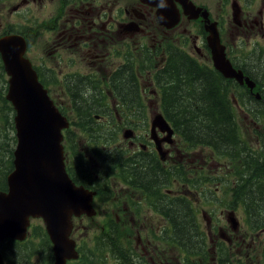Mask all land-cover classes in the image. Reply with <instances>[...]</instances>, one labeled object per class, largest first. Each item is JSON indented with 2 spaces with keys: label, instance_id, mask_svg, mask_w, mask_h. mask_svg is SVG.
<instances>
[{
  "label": "flooded vegetation",
  "instance_id": "obj_1",
  "mask_svg": "<svg viewBox=\"0 0 264 264\" xmlns=\"http://www.w3.org/2000/svg\"><path fill=\"white\" fill-rule=\"evenodd\" d=\"M31 1L34 6L48 13V15L42 19L47 24L44 32H48L50 38L45 43L43 49L36 51L35 60L38 73L42 81L48 83L50 91H54V83L59 81L64 85L63 91L66 92V81L85 79L86 77L83 76H87V67L92 65V60L105 61V57H107L106 62L109 64L113 63L114 66L111 67L110 71L101 79L102 83L106 81V91L109 94L123 99L117 77L128 76L132 72V69L136 67L137 49L128 46L126 41H123L121 45L117 47L115 45V39L105 42L102 35H94L93 32L96 33L98 31V20L102 18L105 22L101 25V31H103L104 27H109L111 29L118 28V33L119 30H122L131 36V31L143 30L137 23L142 24L146 19H150L156 23L158 19L156 8L151 5V3L149 4L143 0L135 1V4L123 11L122 7L118 6L119 0H112V2L108 1L105 4L100 3V0ZM242 1H244V3H252L255 0ZM222 2L225 7L228 8L229 12L222 17L219 13L221 11L220 7L218 9L217 23L223 28L224 34H226L229 31L230 19L233 16L230 10L232 0H222L220 4H223ZM165 3L166 0L162 2L163 5H165ZM29 4H31V2L27 1V5ZM236 16L238 18H244V9H240ZM219 20H222V23H220ZM132 25H135L137 28L132 29ZM157 44L158 43H156V46ZM157 50L156 48V51ZM47 57H49V61L46 60ZM144 95H148V98L151 97L150 92H145ZM123 101L124 102L120 103L116 109L120 111V108L127 107L126 112L130 113L128 120L134 124H138L140 122L138 112L143 110L141 105L130 103L131 99H123ZM102 104L105 108L101 107L100 111L105 112V114L98 115L100 116L99 120L105 125L114 126V128L111 130L110 136L102 139L95 129V122L97 120L94 119L95 122L90 125L89 129L93 139V144L90 146L91 152L108 160H113L118 156L125 157L127 155L130 160L129 164L131 165V163L137 161L138 152L143 148L150 158L152 153L155 152L154 144L156 141L153 138V133L155 137L158 138L156 131L151 130L143 132L131 128L134 132L132 139L123 143L120 139V135L121 133L124 134L125 129L130 127H124V117L121 113L113 111L106 103ZM257 131V151H251L248 155L259 157V162L264 170V121L258 123ZM105 141L114 142V144H107L108 146L106 147L104 146ZM3 142L7 141L3 140ZM165 146L171 151V155L175 152L179 154L182 167L187 166L193 170L211 168L215 173L223 172V164L215 159L208 162L200 153H196L192 157L188 156L187 153L182 151V143L180 140L173 145L165 144ZM106 149L105 155L104 150ZM211 157H213L212 154ZM68 163L81 173L87 175L91 174L89 177L86 176L90 184H85V187L93 192L92 204L97 214L96 216H80L74 221V226L70 232L63 238L65 253L69 255L67 264H82L80 262L82 257H88L87 254L81 253L79 249L80 240L84 236V230L94 222L100 225L105 220L112 218L107 208L108 203L111 201L112 196L115 198L111 204L119 200L116 196L118 191H116L115 188L120 187L119 191L125 188H132V198L129 200L134 211L132 215V239H135V247L132 249V264H185L184 248L182 245L176 249V254L171 250L168 255L167 250H159L158 246L153 242L154 236H158L165 231L169 218L163 214L154 212L152 208V193L154 188L156 191H158V189L162 190L161 194L155 192V200L158 201L160 196L166 197L168 195V187L162 184L153 185L152 180H141V184H138L136 182V175L134 174L136 168H132V175H128L127 178L123 175L122 170L121 176H115L109 164H106L103 169L99 170L96 162L83 160L78 157H70ZM95 170L98 171L94 172ZM72 175L77 183L81 182L79 173L74 171ZM109 180H112L114 183L107 184ZM202 188L211 189L212 185H204ZM111 189H114L115 194L111 193ZM214 190L213 196L216 201H222L225 197L223 189H221L220 186H216ZM106 191H108L109 194H107ZM137 191L138 193L135 195ZM173 192L183 197L185 193L183 185L179 186L178 184L177 189H173ZM123 200L126 199L123 198ZM111 207H114V205H111L110 208ZM142 210L147 212L142 215L144 219L141 218L140 214ZM225 213V208L220 210L221 215ZM118 214H116V216H118ZM210 215V219L213 220V229L217 233L223 230V236H228V234H230V229L228 227L224 228V226L219 223L217 213L211 211ZM36 222L39 223L35 225ZM104 231L105 230L96 232L97 235L100 234V236H104ZM247 234L248 232L245 231L241 235L235 236L236 242H239L240 246L237 247L231 242L232 246H229L227 250L233 252V247L235 246L236 252L242 255L244 253V243L247 242ZM34 238L40 239L43 247H21V245L33 241ZM8 239L12 238L8 237L0 244V250L5 260L4 264L56 263L55 244L47 233L41 216H30L27 236L25 239L17 241L15 247L12 245L14 240ZM215 242L216 244H226L222 236H215ZM208 252L214 253V250H208ZM204 260L207 264H212L217 260V257L208 255Z\"/></svg>",
  "mask_w": 264,
  "mask_h": 264
},
{
  "label": "water",
  "instance_id": "obj_2",
  "mask_svg": "<svg viewBox=\"0 0 264 264\" xmlns=\"http://www.w3.org/2000/svg\"><path fill=\"white\" fill-rule=\"evenodd\" d=\"M144 1L160 5L157 15L161 22H167L171 13L177 14L173 0H166L165 5L158 0ZM179 1L187 12L198 15L190 0ZM210 30L209 44L214 62H219L216 66L226 77H234L241 84L246 82L253 89L254 83L242 72H234L226 62L224 48L218 45V33L214 27ZM26 49L22 35L10 34L0 38V53L9 75L7 98L17 111L14 118L17 143L13 152V170L8 174L9 190L0 192V242L8 237L23 238L29 216H43L48 232L56 242L55 264H66L69 255L61 247L68 230L65 227L69 225V218L65 216L68 207L78 210L76 198L84 189L74 187L66 171L61 141L62 129L69 123L50 98L30 60L24 56ZM152 121L153 131L157 127L168 131L165 139L170 140L172 131L166 118L157 113ZM156 142L160 144V139L157 138ZM162 159H165V153H162Z\"/></svg>",
  "mask_w": 264,
  "mask_h": 264
},
{
  "label": "rangeland",
  "instance_id": "obj_3",
  "mask_svg": "<svg viewBox=\"0 0 264 264\" xmlns=\"http://www.w3.org/2000/svg\"><path fill=\"white\" fill-rule=\"evenodd\" d=\"M22 0H0V37L2 35V32L6 31V28L8 26V23H14V24H22L25 25V27L27 29H29L27 31V35H28V40L31 41L32 43H35V49H43L45 46V43L47 42V40L50 38V34L48 32H44L45 28H46V23L43 21V17L47 16L48 13L45 12L43 9L34 6L32 3L27 5L29 8H31L33 11L31 12V14H26V11H18V12H12L11 7L17 3H19ZM108 1L112 2V0H100V3H107ZM135 1L138 0H119V5L122 7V11L126 8H130L131 5L135 4ZM196 6H204L208 11H209V16H208V21H206V18H204L201 14L199 15L198 18L195 19V21H200L203 25H205V23H209L211 21L215 20V17L217 16V12H218V6L214 5L212 2L210 1H205V0H194ZM264 0H256L255 2H253L251 5H245V10L247 12H250L252 10H257L259 8H261L262 4H263ZM214 12H216V14H214ZM258 15V11L255 12V17H259ZM107 16V15H106ZM254 17V18H255ZM250 19H253V17H250ZM261 20L263 21V17H261ZM103 22H105L104 20H102V18L100 20H98V31L96 33L93 32V34L95 35H102L104 37V41L108 42V41H113L115 39V45L117 47H119L121 45V43L123 41H126L128 46H131L132 48H136L137 49V56L139 57L140 51L143 47H149V49H151L152 51H156V43L157 44V48H166L163 56H165L167 54V50L169 49L170 51H172V48L170 47H174L176 45L180 46L181 48L185 47V41H181L180 37L182 34H186L188 32H190L189 30V22L191 23V26L194 24V20H190L187 21L183 24H180L179 26H177V28L174 30L173 34H172V28H166L169 33H163L158 29V25L150 20V19H146L144 20V22L142 24H138L137 25L143 29V30H133L131 31V36H129L127 34V32H124L122 30L118 31V28L115 29H111L109 27H104L103 31H101V25L103 24ZM244 19L243 18H238L236 15H233L230 19V28L229 31L226 34H222L221 36V40L222 43L225 44V46H227L230 42H233L235 39V36L237 34H239V32H241V30H244ZM249 23V21L247 22ZM261 28V27H260ZM249 33H256L257 29L254 26H248L247 28ZM101 31V32H100ZM208 32V31H207ZM176 33L179 34V37H176ZM197 33H194L195 36ZM227 36V38H226ZM180 40V41H179ZM160 45V46H158ZM186 46L188 48H194L195 50H197V44H196V39H190L188 41V43L186 44ZM193 53V52H192ZM254 56H252L248 61H253L254 60ZM105 61H107V57H105ZM47 61H49V57H47ZM97 62V61H96ZM155 64L153 68H148L147 69V73L150 74L151 72H154L153 70H156L157 65L159 60L157 58H155ZM255 64H251L250 66L252 67L251 69L256 73V80H262L264 78V68L260 71V66L263 65V62H260V59H255L254 60ZM253 63V62H251ZM250 68V67H249ZM80 73V72H79ZM81 74V73H80ZM92 74V69L91 66L87 67V76ZM82 75V74H81ZM83 76V75H82ZM87 76H83V77H87ZM129 77V75L127 76V78ZM94 78V77H92ZM150 80V79H149ZM151 81V80H150ZM152 82V81H151ZM87 85H89L91 87V91L93 92L94 95V104H96L98 107H101V103L100 101H98V99L95 97V90L94 87L88 82L85 81V79L82 80H69L66 81L65 87L66 89L69 90L70 87L73 88L72 92H70L68 95H66V92L63 91L64 89V85L59 83L54 85V93L62 100V99H68L69 101L73 102V105H76L75 103V98L79 97V92L82 91V86H85L86 88L88 87ZM103 85L106 87V81H103ZM248 85V84H247ZM88 92L85 91L83 92V95H81V98L79 97V102L81 104H87L88 103V96L86 95V93ZM4 93V83H3V79L0 78V113L4 112L5 116H3L2 118H0V132L4 133L5 136L0 138V142H3V140L8 141V147H3L0 145V153H2V157L3 159L0 161V173L2 170L5 169L6 165L9 164V161L11 160V148L12 146L15 147L14 143L16 139L12 138L13 135V129H12V125H11V117L12 114L11 112L8 110L7 106L1 101V97L3 96ZM132 93V92H131ZM74 94H76L74 96ZM128 95V94H127ZM148 98V95H145ZM160 99V98H159ZM159 99H156L157 101ZM156 101V102H157ZM188 103V102H187ZM140 105V104H138ZM79 107V106H78ZM79 108H82L81 105ZM127 107H122L120 108L121 114L124 116L126 113V109ZM160 108H155L153 109V112L159 111ZM100 114H105V112H98L95 113L94 119L99 120ZM143 115V110L138 112V118L140 119ZM147 117H150V113L147 114ZM237 117H238V121L240 124V128L242 130L243 133H247L252 129V126L255 127V124L253 125L252 123H249L248 121H254L252 120V118L249 116V113L245 110H243V108L238 107L237 108ZM146 117L143 116L142 120H145ZM97 126V125H95ZM124 127H130V128H134L138 131H143V132H147V127L146 124L144 123L142 126L140 127H134L132 126V122L126 123L124 125ZM123 127V128H124ZM102 129V131H104V133L107 131L103 128V126L99 127ZM112 128H114V126H112ZM148 128L150 129V125L148 126ZM90 129V127H89ZM120 139L123 143H125L128 139L124 138L123 134L121 133L120 135ZM90 139H84V138H76V144L80 149V152L83 153V155L86 157V155L88 154L87 147L91 146V142L88 144L82 143V141H89ZM108 145L110 144H114V142H104ZM107 145V146H108ZM106 146V147H107ZM90 149V148H89ZM106 150H104V154L106 155ZM97 158V156H95V159ZM126 158L129 159V157L126 155ZM107 163L111 164L110 168L111 171L113 172L114 175H118V173L122 170L123 175L125 177L128 178V175L131 176L132 172H130V170L128 169H132V166L129 165V168H127L126 170L124 168H121L124 164H126V161L118 156L113 160H107ZM141 167V166H140ZM142 168H137V172L139 171L141 173ZM12 169V162L7 166L6 170L8 172H6L5 175V179L7 180V176L10 173ZM93 174V173H92ZM137 174V173H136ZM91 175V174H89ZM137 176V175H136ZM140 177H142V173L140 174ZM108 184V182H107ZM0 185H1V180H0ZM217 185H214L213 188H216ZM121 188V187H120ZM120 188H115L116 191H118L116 193V196L119 198L118 201H116L115 203L111 204L113 199L115 197L112 196L111 201L108 203V211L110 212V206L114 205L117 206V208L115 209L113 215L114 217L109 218L108 221L109 222H115L116 224H121V234L120 236L123 235V229H125V233L123 235V237H128V236H132V232H133V225H132V215L134 214L133 211V207L132 204L129 202V200L132 198V188H125L124 190L119 191ZM253 191H257L258 187L257 185L252 187ZM107 194H109L108 191H106ZM111 193L115 194V191L112 190ZM138 191L135 192V195H137ZM123 198H127L126 200H123ZM168 198V200H173L174 197L171 195L170 197H166ZM177 207L176 205H171V213L172 215H176L174 208ZM202 210L204 211H208L211 210V207L209 206H203L201 207ZM215 209V208H214ZM219 209V207H218ZM119 213V214H118ZM143 213H147L144 210H142L140 212L141 214V218H143ZM178 213L181 216V219H184V215L181 209H178ZM116 214H118V216H116ZM245 213H242V215H244ZM180 216H178V218H180ZM203 216L200 214V218H202ZM119 218V219H118ZM107 221V222H108ZM207 221V220H206ZM206 221H204L203 223L206 224ZM223 223H227L226 221V216L223 218ZM92 236V233H91ZM119 236V233H118ZM119 236V237H120ZM213 240V239H212ZM103 239H87V243H89L90 245H94V246H102L103 245ZM132 246H125L123 247L122 250L118 251L119 256L121 257V259L123 261L126 262V264L130 263L129 260V256L124 257L123 254V250L125 248H129V247H135V239H132ZM256 244V240L254 243L252 244H248L247 242L244 243V246L246 247V253L249 254L250 251L252 250L253 246ZM21 247H27V248H33V247H43L41 245V242L39 239H35L33 241L27 242L24 245H21ZM214 247V246H213ZM260 249L257 251L259 253ZM174 254H176V248L173 249ZM89 258L94 259L95 261H97V263H93V264H104L103 260L97 255V256H88ZM112 255L108 254V260L106 264H112ZM205 257H202V261H204ZM240 262H244V258L240 257L239 258ZM82 263V262H81Z\"/></svg>",
  "mask_w": 264,
  "mask_h": 264
},
{
  "label": "trees",
  "instance_id": "obj_4",
  "mask_svg": "<svg viewBox=\"0 0 264 264\" xmlns=\"http://www.w3.org/2000/svg\"><path fill=\"white\" fill-rule=\"evenodd\" d=\"M181 60H184L185 63L180 68L179 62ZM190 64V59H183L181 57L174 56L173 58H170L167 63V67L162 70L163 74L166 73V78L164 79V83H159V87L161 88V96H163V98L166 97V100L163 102V106L169 101L165 109L166 115L171 122L176 123L181 134L188 142L211 145L222 153L230 154L238 142L236 129L237 124L235 122L236 116L234 114L229 93L231 87L235 85V82L226 80L220 74L208 70L207 68H200L197 70ZM263 68L264 66L261 65L260 71ZM2 74H4V67L3 64H0V78L4 80ZM117 78L123 98L128 94V96H132V101L136 100V96L139 100H141V96L132 95L134 91H136L137 94V87L139 86L138 83L136 86V82H138L137 74H132V88L127 76H120ZM87 86V88L82 86V91L78 94L81 98L83 92L88 90L86 93L88 96V103L81 104L79 102V97L75 98L76 110L72 111L71 118L76 128L70 130V135H81L92 138L89 127L95 122L94 114L100 112L101 107L94 104L93 92L91 91V87L89 85ZM4 104L11 112V108L5 100ZM77 104L79 107L81 105L82 108H79ZM3 116H5V113H0V118ZM11 125L13 127L12 119ZM95 129L100 136H103V133H101L98 126H95ZM4 136L5 134L0 132V138ZM12 138L15 139L14 131ZM242 149L246 151L245 148ZM122 158L127 162L121 168L126 170L129 168L130 160L125 157ZM150 163L151 168L149 169L147 168L150 167L148 166L149 164L144 165L146 168L143 169L141 178V173L139 171L137 172V168L135 169L134 174L137 175L136 182L138 184H141V180H152L153 185H155L154 178L157 174L155 171H151L150 169H158V167H156L152 162ZM128 170L132 172V169ZM254 181H258L257 178ZM257 194L260 197H254L252 201L257 204L258 211L264 213V190L259 191ZM178 209L180 208H174L176 217L180 216ZM182 212L184 219L178 221L180 232L187 242L197 244L195 234L199 231V225L196 221V216L192 215L190 219H188L184 210ZM258 214L259 213L255 211L253 219L256 220ZM260 224L264 226V218L260 221ZM118 233L120 236L121 224L111 222L110 231L100 237V239L104 240L103 245L109 240L120 238L121 236L119 237ZM124 233L125 229H123V235ZM123 254L124 257H132V247L125 248L123 250ZM81 262L82 264L97 263V261L89 257H82ZM246 264L249 263L246 262Z\"/></svg>",
  "mask_w": 264,
  "mask_h": 264
},
{
  "label": "bare ground",
  "instance_id": "obj_5",
  "mask_svg": "<svg viewBox=\"0 0 264 264\" xmlns=\"http://www.w3.org/2000/svg\"><path fill=\"white\" fill-rule=\"evenodd\" d=\"M158 1H160V3L162 4V2L165 1V0H158ZM161 124H162V123H161ZM133 133H134V132H133V130H132L131 128H126V129H125L124 134H127V139H128V141L132 139V137H133ZM153 138H154V140L156 141L157 138L155 137V134H154V133H153ZM125 158H126V156H125ZM112 190H114V189H111V191H112ZM92 196H93L92 193H90V192H88V191H83V192H82V195H80L79 198H81V199H83V200H90V199H92ZM116 208H117V206H114V207H111V208H110V209H111L110 214L112 215L111 217H114L113 213H114V211H115ZM110 223H111V222H108V223L106 224V228H105V231H104L105 234L108 233V232L110 231ZM89 232H90V231H89ZM100 237H101L100 234L97 235V232H93L91 238H89V239L96 240V239H100ZM80 262H81V261H80Z\"/></svg>",
  "mask_w": 264,
  "mask_h": 264
}]
</instances>
